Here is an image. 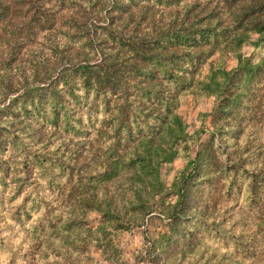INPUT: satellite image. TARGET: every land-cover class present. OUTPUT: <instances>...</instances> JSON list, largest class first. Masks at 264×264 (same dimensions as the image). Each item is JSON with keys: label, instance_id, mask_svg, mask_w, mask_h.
<instances>
[{"label": "trees", "instance_id": "trees-1", "mask_svg": "<svg viewBox=\"0 0 264 264\" xmlns=\"http://www.w3.org/2000/svg\"><path fill=\"white\" fill-rule=\"evenodd\" d=\"M50 1L61 7L73 3L0 0V21L9 16L22 19L16 28L21 36L13 48L50 25L53 11L44 5ZM138 1L162 7L182 2L102 4L113 11L112 17ZM190 6H182L180 16L175 13L164 23L141 25L143 12L134 23L114 17L93 28L88 26L91 17L76 23L66 20V41L59 49L52 47L64 59L59 70L54 74L33 70L18 91L0 100V248H6V264L13 259V249L6 244L13 226L26 225L32 233L52 228L65 238L64 231L81 221L63 218L66 206L86 202L99 182L128 168L147 175L151 185L159 182L160 164L174 159L181 147L185 163L172 181L175 200L159 241L166 248L187 246L206 234L223 249L217 254L212 245L196 264H234L231 257L245 242L227 224L232 204L237 201L250 209L264 202V167L258 163L264 155V0L242 4L232 27L209 23L205 15L189 16ZM234 28L240 29L238 37L230 35ZM249 31L256 33L252 44L263 51L257 61L236 53L235 66L215 67L208 81H193L197 67L213 49L228 39L238 46ZM67 44L90 55L69 59L63 52ZM195 84L218 98L210 113L214 124L208 139L189 155L185 123L176 111L177 93ZM88 137L100 147V162L89 150ZM152 139L157 145L152 146ZM216 182L233 202L216 217H201L186 199L192 189L208 192ZM102 216L115 219L108 210ZM245 249L246 254L253 250ZM150 260L176 264L158 261L156 253Z\"/></svg>", "mask_w": 264, "mask_h": 264}, {"label": "rangeland", "instance_id": "rangeland-1", "mask_svg": "<svg viewBox=\"0 0 264 264\" xmlns=\"http://www.w3.org/2000/svg\"><path fill=\"white\" fill-rule=\"evenodd\" d=\"M104 1L73 0L70 7L57 6L52 1L45 2L44 5L51 7L49 9L53 11L50 25L36 30L32 40L20 47L16 45L13 48V44L17 37L21 36V32L16 28L22 19L9 16L8 19L0 21V100L7 93L10 95L18 91L23 81L30 80L33 70H44L47 74H54L59 70L64 59H61L60 53L52 50V47L55 45L59 49L66 41V20L76 23L85 21V17H91L88 26L93 28L94 24H106L114 17L117 21L128 18L134 23L143 12L145 14L141 25L149 21L164 23L172 19L175 13L180 16L182 6L191 5L187 12L189 16L205 15L209 23L216 22L220 26L232 27L236 13L242 4L248 2L182 0L180 4L162 7L153 2L138 1L120 16L114 14L110 17L113 11L107 4H102ZM239 31L240 29L234 28L230 30V35L238 37ZM255 38L256 33L249 31L238 46L230 39L221 43L197 67L193 81H208L215 67L228 69L235 66L236 53L247 56L250 61H257L263 51L260 46L252 44ZM65 47L63 52L69 59H83L90 55L84 48L74 44H67ZM23 75L26 76L25 79ZM216 96L215 93H208L200 88L199 84L177 93L176 111L185 123L189 155H193L194 151L203 145L213 129L214 123H210V113L218 98ZM87 139L90 152L94 155L96 153L98 157L95 156L100 162L103 158L97 141L90 137ZM154 140L152 146L157 145ZM161 145L165 144L161 142ZM182 151L181 147L174 159L160 164V180L153 185L147 175L138 169L128 168L112 179L99 182L86 202H73L66 206L62 217L81 221L77 227L73 226L64 231L65 238L54 233L52 228L32 233L26 225L13 226L8 232L6 243L13 249V259L9 264H160L150 260L153 253L157 254L158 261L196 264L201 261L200 254L207 253L212 245L217 246L216 253L219 254L223 249L221 243L206 234L195 244L187 246L166 248L163 242L159 241L158 236L166 228L167 213L175 200L171 184L185 163ZM258 163L264 167V155ZM206 191L207 188L192 189L186 199V205H192L200 211L201 217H216L225 205L233 202L223 196L220 182H216L210 191ZM232 205L227 224L230 225V232L245 242L240 245V252L232 255V263L264 264V202L250 209L240 206L237 201ZM106 210L113 213L115 219H105L102 212ZM246 246L253 249L249 254H246ZM5 251V247L0 248V264L7 263Z\"/></svg>", "mask_w": 264, "mask_h": 264}]
</instances>
